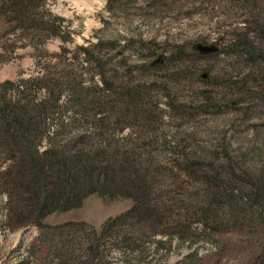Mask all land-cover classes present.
Wrapping results in <instances>:
<instances>
[{
    "label": "rangeland",
    "instance_id": "1",
    "mask_svg": "<svg viewBox=\"0 0 264 264\" xmlns=\"http://www.w3.org/2000/svg\"><path fill=\"white\" fill-rule=\"evenodd\" d=\"M41 3L70 21L73 41L52 39L35 51L19 33L4 38L14 25L0 18V84L41 77L42 62L65 78L63 97L47 122L57 147L93 132L90 118L78 117L76 102L91 97L97 104L92 114L100 110L113 116L103 118L100 132L125 144L129 158L138 157L135 164L151 168V205L159 214L157 221L117 226L98 241L91 230L99 234L133 202L91 195L76 209L47 216L40 228L28 213L24 168L17 165L13 171L9 154L0 151V264H261L264 37L247 31L256 28L257 14L264 24V0ZM251 42L253 57L241 52ZM198 44L217 51L201 55L194 50ZM94 45L99 48L89 64L78 49ZM106 85L117 97L105 91ZM125 87L140 90L139 110L118 104L112 110ZM35 94L36 100L47 96L46 91ZM72 143L68 150H74ZM5 171H13V178ZM214 173L219 180L203 179ZM216 190L219 202L210 209Z\"/></svg>",
    "mask_w": 264,
    "mask_h": 264
},
{
    "label": "trees",
    "instance_id": "2",
    "mask_svg": "<svg viewBox=\"0 0 264 264\" xmlns=\"http://www.w3.org/2000/svg\"><path fill=\"white\" fill-rule=\"evenodd\" d=\"M41 2L42 0H0V18L3 17L8 24L14 25L13 29L5 33L4 38L8 40L7 36L10 34L19 33V40L28 41L26 45L33 47L35 51L52 39H59L63 44L73 41L72 33L68 29L70 21L45 10V5ZM255 20L256 28L247 33L264 37V24H261L259 14ZM98 48V45H94L90 48L79 47L78 50L86 62L93 64L92 54ZM255 49L256 46L251 42V45L241 47V52L253 57ZM62 52L66 53V49ZM177 53L181 54L182 50L179 49ZM41 62L38 59L37 65H41ZM46 63L42 62L46 67L41 77L0 84V151L9 154L6 161L14 166L13 171L17 165L24 168L25 172L21 176L24 175L28 185L26 190L30 192L28 213L34 219L33 224L44 227L42 222L47 216L76 209L91 195H98L103 200L122 198L133 202L130 210L105 222L99 234H96L94 229L91 230L98 241L105 237L106 232H112L117 226H130L132 222L146 223L153 217H157V221L159 211L155 205H151L153 194L147 181L148 176H153L151 168H144L139 164L141 161L135 164V158L138 157L134 155V159L129 158V149L125 144L105 131L100 132L103 118L112 120L113 116H102L100 110L92 114L93 106L97 104H93L91 97H79L76 102L79 107L78 117L84 120L90 118L94 129L90 134L94 135H77L58 147L56 145L60 143L54 140L55 136L48 135L47 122L51 120V115L63 97L66 80L58 74H53L51 65ZM96 66L98 67L97 64ZM99 72L103 74L102 71ZM122 90V97L118 102L113 101L112 110H118L115 107L117 104L121 105L119 109L124 107L139 110L142 101L140 90L132 87ZM36 91H46L47 96L36 100ZM105 91L112 92L114 96L118 95L117 91L114 92L112 87L107 85ZM120 114L122 111L118 112L119 116ZM60 126L62 129L72 127L62 124ZM71 143L74 146L72 151L68 150ZM93 143L100 146L95 148L91 146ZM45 144L47 149L41 151ZM198 167L194 170H201ZM13 171H5L4 174L13 178ZM214 175L211 177L203 174V179L210 182L213 179L219 180L220 174ZM217 191V194H212L210 198V209L219 202L220 193ZM85 224L69 223L66 226L86 227ZM261 264H264V258Z\"/></svg>",
    "mask_w": 264,
    "mask_h": 264
},
{
    "label": "water",
    "instance_id": "3",
    "mask_svg": "<svg viewBox=\"0 0 264 264\" xmlns=\"http://www.w3.org/2000/svg\"><path fill=\"white\" fill-rule=\"evenodd\" d=\"M194 50L199 52L201 55H208L211 53H215L217 51V48L214 45L205 46L202 44H198L194 47ZM156 63H160V62H156ZM202 77L205 78V76Z\"/></svg>",
    "mask_w": 264,
    "mask_h": 264
}]
</instances>
